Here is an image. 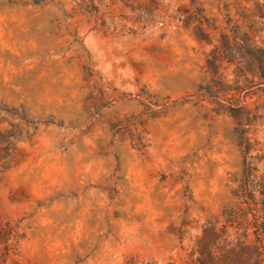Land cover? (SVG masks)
Listing matches in <instances>:
<instances>
[{"label":"rangeland","instance_id":"1","mask_svg":"<svg viewBox=\"0 0 264 264\" xmlns=\"http://www.w3.org/2000/svg\"><path fill=\"white\" fill-rule=\"evenodd\" d=\"M263 4L0 0V130L21 153L0 222L18 264L178 262L242 169L240 114L217 108L207 61L227 20Z\"/></svg>","mask_w":264,"mask_h":264},{"label":"trees","instance_id":"2","mask_svg":"<svg viewBox=\"0 0 264 264\" xmlns=\"http://www.w3.org/2000/svg\"><path fill=\"white\" fill-rule=\"evenodd\" d=\"M257 7L256 12L239 14L231 27L227 20L228 28L221 30L207 61L208 71L216 79V86L208 91L217 108L240 114L234 127L242 158L239 180L220 213L208 217L195 241L182 247L178 262L167 264H264V140L256 137L257 127L264 123V108L249 103L264 98V40H256L253 20L259 19L264 28V4ZM201 25V36L195 35L211 45ZM223 63L234 67L232 83L226 80ZM15 137L0 130V178L21 156ZM16 247L17 234L0 222V264H18L13 258ZM126 264L162 263L131 257Z\"/></svg>","mask_w":264,"mask_h":264}]
</instances>
